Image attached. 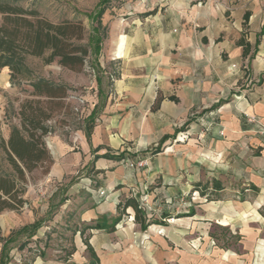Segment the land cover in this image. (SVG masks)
Segmentation results:
<instances>
[{"label": "crops", "instance_id": "obj_1", "mask_svg": "<svg viewBox=\"0 0 264 264\" xmlns=\"http://www.w3.org/2000/svg\"><path fill=\"white\" fill-rule=\"evenodd\" d=\"M210 8L188 13V0H158L149 11L141 8L121 56H115L120 67L108 82L110 90L102 96V81H96V99L81 125L66 138L50 136L53 163L46 178H60L74 163L93 162V176L103 177L109 191L106 198L91 194L84 200L82 221L116 214L120 200L137 199L134 191L146 186L154 203L153 210L143 207L146 216L163 220L142 230L128 207L114 231L86 229L98 264H264V48L259 49L264 33L256 51L257 34L245 38L251 48L243 57L240 35L230 41L206 31L211 22L224 25ZM236 22L240 29V18ZM198 25L203 29L196 32ZM0 131L6 141L10 127L2 120ZM179 133L188 136L181 140ZM128 145L135 147L127 152ZM126 155L144 158L145 165L126 171ZM190 184L205 199L188 211ZM169 202H181L182 209ZM214 223L241 235L240 251L211 244ZM74 247L66 264H92L83 241H74Z\"/></svg>", "mask_w": 264, "mask_h": 264}, {"label": "rangeland", "instance_id": "obj_2", "mask_svg": "<svg viewBox=\"0 0 264 264\" xmlns=\"http://www.w3.org/2000/svg\"><path fill=\"white\" fill-rule=\"evenodd\" d=\"M99 2L100 0H25L22 3L35 7L43 16L53 22H60L65 19L82 20L85 26V36L87 37L91 31L92 23L86 14L94 13ZM157 2L158 0H109L102 15L105 35L98 59L94 54H91L80 71L69 70L58 65L55 61L45 64L40 57H28L26 59L28 66L32 69L33 76L44 77L50 81L65 84L68 88L67 97L61 101V106L54 112L52 121L48 123L51 132L44 136L49 152L52 150L51 135L57 133L62 138H66L73 129L81 125L82 118L88 114L96 99L94 93L98 89L96 79L99 78L102 81V96L110 90L108 82H110L111 77H115L120 67L119 59H116L115 56H121L126 39L125 34L132 25L131 21L137 19V15L143 14V11H140L141 8L149 11V8L156 6ZM192 4L195 5L192 6ZM210 6L214 7V11L220 13V23L224 25L223 27H217L215 24L213 25L214 22H211L208 29H206L207 32L219 33L220 36H225L230 41L236 39L238 35L243 38L251 37L254 39L255 34L258 36L264 33V0H188V13L193 7H196L198 11L209 10L212 12L213 9ZM246 11L250 14L247 21L244 22L243 13ZM142 18L139 17V19ZM238 18H240V29L237 27L236 22ZM191 24L189 21V31L192 27ZM202 29L201 25L195 27L196 32ZM173 31L176 32L177 28ZM221 38L218 37V39ZM262 40H264V34L261 36V47L259 49L264 48ZM117 42H119V49L116 52L114 48ZM7 74L8 70H0V85L5 86L4 88L0 87V115L2 122L10 127L14 124L19 125L18 112L20 105L25 99L33 98V96L31 95L32 88L26 82L11 84L8 81L10 84L5 85L3 80L7 78ZM183 126L178 130L182 129ZM187 136V134L182 135L179 133L176 137L185 140ZM127 147L129 148L127 152H130L135 146L128 145ZM156 147H159L158 143ZM127 160L132 162L143 160L145 165L144 158L133 159L126 155L123 160L127 168H125L126 171L144 166H126L125 162ZM9 171H11V167L0 147V172ZM43 172L44 169L38 167L27 175L26 192L24 194L27 203L17 215H12L13 213L8 211L0 213V234L4 235L3 238H6L10 230V232H13V239L8 243L7 264H34V259L38 260L37 264H42L40 263V257L43 258V261H46L45 264H66L64 261L70 258L75 249L74 241L79 244L82 242V234H79L80 230H83V236H86L85 226L92 225L97 219L100 220L101 218H103V221H110L112 217L117 215V212L113 215L104 214L95 221H82L81 219L82 209L88 205L84 204L85 199L89 198L91 194L96 196L97 199L106 198L109 193L103 186L104 178L94 177L96 176V170L93 162L89 163L87 167L74 163L65 170L60 178H46V174ZM206 184L201 185L202 189L207 186ZM90 185L92 190L88 191L86 187ZM190 185L185 194L188 199L186 202L188 211L196 208L194 205L200 204L201 199H205L201 196L200 191L194 190L192 184ZM119 186L117 184L115 187ZM100 190L104 191L103 195L99 193ZM148 190H150L149 186H146L134 192L136 193V200L142 208L146 207L153 210L154 203L148 200ZM180 203L169 202L166 204L174 209H182ZM170 207L168 208L170 209ZM123 215L126 217L127 213ZM36 218L42 220V226L31 237H28L29 231L15 232V230H18L16 225H20V222L28 219L33 221ZM210 236L213 245L216 244L225 248L231 247L237 252L241 249V235L233 234L227 227L214 223L211 227ZM22 242H25L26 245L20 248L19 245ZM192 248L195 251L197 250L196 245L192 244Z\"/></svg>", "mask_w": 264, "mask_h": 264}, {"label": "trees", "instance_id": "obj_3", "mask_svg": "<svg viewBox=\"0 0 264 264\" xmlns=\"http://www.w3.org/2000/svg\"><path fill=\"white\" fill-rule=\"evenodd\" d=\"M108 1L100 0L95 12L86 14L92 23L91 31L86 37L82 20L65 19L53 22L43 16L35 7L22 3L25 0H0V70L8 69L11 84L26 82L30 85L33 96L21 103L18 112L20 123L10 126L7 140L5 141L0 136V147L11 167L9 172H0V212L19 211L27 203L23 195L26 191L29 173L38 167L44 169V174L49 172L53 159L44 141V136L51 132L48 121L52 120L54 112L62 104L61 101L67 97L68 88L65 84L33 76L32 69L28 66L26 59L40 57L45 64L55 61L58 65L69 70H82L86 59L91 54L97 57L100 52L105 35L102 15ZM249 14L248 11L244 12V22L247 21ZM260 35L255 41V51L260 42ZM84 40L86 41L84 42ZM238 44L242 46V56L249 55L251 44L243 37L238 40ZM252 56L253 53L250 54V57ZM96 81L99 83L101 79L97 78ZM169 98L177 101L174 96ZM95 107L96 105L91 113L95 111ZM157 151H159V147L154 150V152ZM103 156L108 157L107 154ZM215 185L218 186L217 183ZM128 207L133 210V220L140 225L142 230L152 223H162V220L147 218L136 198L128 197L117 204V215L110 221H103V218L97 219L94 224L85 226L84 230L103 228L109 232L114 231ZM41 222V219H37L15 232L29 231L28 237H31L41 226ZM12 233L10 232L6 238L0 236L2 242L1 264L8 262L7 249L8 243L13 239ZM80 234H82L86 250L92 257V264H98V258L88 242V236H83V230H80ZM25 245L26 243L22 242L19 247L23 248Z\"/></svg>", "mask_w": 264, "mask_h": 264}, {"label": "built area", "instance_id": "obj_4", "mask_svg": "<svg viewBox=\"0 0 264 264\" xmlns=\"http://www.w3.org/2000/svg\"><path fill=\"white\" fill-rule=\"evenodd\" d=\"M251 120V119H250ZM52 121V120H51ZM51 121H48V122H51ZM144 163V161L143 160H139V161H129V160H127L126 162H125V164H126V166H129V167H137V166H142V165H144L143 164ZM99 193L101 194V195H103L104 194V191L103 190H100L99 191Z\"/></svg>", "mask_w": 264, "mask_h": 264}]
</instances>
